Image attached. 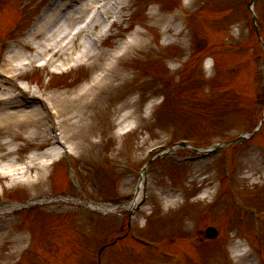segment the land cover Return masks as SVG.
Returning <instances> with one entry per match:
<instances>
[{"label": "rangeland", "instance_id": "374dc122", "mask_svg": "<svg viewBox=\"0 0 264 264\" xmlns=\"http://www.w3.org/2000/svg\"><path fill=\"white\" fill-rule=\"evenodd\" d=\"M47 1L15 0L13 8L11 0L2 3L0 27L4 26L7 14L12 20L8 27L4 26L6 31L17 26V21H22L21 27L19 25L12 31L9 49L27 38L28 27L34 16L43 12ZM198 1L201 0H124L128 7L121 24L113 30L114 37L106 40V48L116 50L137 31L143 37L137 38L138 49L133 48L119 73L114 74L109 90L99 93L95 99L96 92L92 93L89 96L92 103L86 107L78 106L75 101L61 103L58 95L67 92L74 97L97 76L99 66L75 67L61 76L52 74L55 68L32 71L25 76L23 81L32 91L47 90L49 95L55 96L54 105L65 120L63 132L70 143V154L42 182L26 183L28 177L34 181L37 179L38 169H34L14 185L8 181L0 183V204H20L10 215H0V221L5 222L4 228L9 227L23 238V245L20 244L22 247L17 251L13 239L2 243L0 264H95L98 248L118 237L124 239L103 254L104 264H162L168 262L163 258L166 253L181 255L182 264H250L244 233L250 230L248 224L252 223V218L248 211L242 210L241 204L231 201V195L234 193L237 202L240 199L248 206L255 205L259 190L264 191V128L257 139L243 148L247 150L244 156L232 160L233 151H230L228 163H239V168L234 169L233 183H227L221 175L223 185L217 182L215 176L219 172L214 169L217 159L182 165L153 162L148 172L147 205L134 214L130 233L126 229L127 218H124L128 209L108 215H104L107 213L103 210L104 206H125L132 202L135 183L151 159H146V151L167 146L171 137L168 130L175 129L179 138L204 144L201 147L204 148L222 138L251 130L250 127L256 126L262 116V113L251 116L250 108L258 107L257 94L261 96L264 91L262 87L260 89L264 84V52L257 38L249 41L246 24L239 13V3L246 5L250 0H214L201 14L198 12L197 17H192L194 41L196 35L201 47L205 39L211 48L218 43L230 48L221 51L219 59L223 67L240 68L239 74L225 85L241 90L240 104L234 98L228 102L225 98L226 101L218 107H198L196 111L195 100L203 98V90L196 87V91L190 93L181 87V83L190 79L198 82L207 77L206 60L214 54L198 52L194 62L186 61L189 58L186 50L193 41L185 21L188 13L203 8ZM261 14L264 19V0ZM26 49L27 53L31 51ZM59 59L56 65H61L62 59ZM101 63H105V55L101 57ZM242 75L245 84L240 83L238 87L237 79ZM173 93L180 96L179 100L174 103L166 100L163 109V96ZM215 109L224 113V119L231 123L220 128L222 124L215 117ZM237 113L247 117L233 122ZM82 114H86L89 120L80 134L69 124L73 122L70 119ZM18 127L21 137L16 146L20 151L16 154L8 155V146L4 145L8 139L0 135V167L8 163L23 166L31 159L44 158L50 151V147L40 148L38 140H30V135L27 137L37 129L43 139V128L35 125L31 129L26 123L13 128ZM126 127H131L132 132L121 137L118 131ZM251 146H256V152L248 150ZM71 150H74L73 154ZM172 152L185 157L192 153L191 150L178 149ZM260 198L263 203H260L259 210L262 211L264 196ZM88 204L98 205L100 214ZM209 226L219 231L215 241H207L203 235ZM34 231L37 235L33 234ZM240 232L241 237L237 239ZM260 232L262 242L254 245H258L264 254V224ZM32 234L37 237L33 238ZM138 240L151 244L152 248L140 245ZM34 242L39 246L37 258L28 254Z\"/></svg>", "mask_w": 264, "mask_h": 264}, {"label": "bare ground", "instance_id": "6f19581e", "mask_svg": "<svg viewBox=\"0 0 264 264\" xmlns=\"http://www.w3.org/2000/svg\"><path fill=\"white\" fill-rule=\"evenodd\" d=\"M104 0H85V3L82 4L80 7H77L73 10H71L70 12L67 13V15L63 16L64 14H62V12H58V10H54L52 11L49 15H47L45 17V19L43 20V22L39 25L37 32L32 34V37L29 39V41L25 42L24 45L25 46H19L12 54L11 57V61H14L15 63H20L22 62V59L25 57V52H26V48H30V53L34 54L37 57H45V56H49V54L51 52L55 53L56 50H58L57 52V56H59V58L62 59V63H66L69 61H73L74 59H76L77 62L81 63V62H86V63H91L92 67H96L99 66V68H102L103 65H105L104 63H101V57L105 55L109 56L110 54L114 55V58L111 59V63L107 64L105 66V69L108 71H113V74H118L119 71L121 70L120 67L123 64V62L125 60H127L130 57V54L125 57L123 60L120 61V65L118 66L117 69L114 68V65L112 63L113 59L114 61L117 59V56L119 57V54L117 55L116 52L117 51H121L122 50V46H118L116 50L108 52H102L100 50H97L95 48H93V46L91 44H85L84 45V49L79 50L78 48L80 47V44H82L81 42H83L82 40H78V42L76 43H71L72 45L68 47V44L65 45V41L68 40H72L70 39V35L72 34L73 31H75L78 27L79 24L82 23L83 19L86 18L89 15V12L91 10V8L95 9V4L97 2H102ZM57 19H60V23L57 27H53V23L56 22ZM64 20V21H63ZM80 29V28H79ZM48 30H50L51 33L47 34L46 32H48ZM80 31V30H79ZM139 37H143V35L141 34V32H137ZM43 35V36H41ZM114 36L111 34L109 36V38H113ZM138 40V39H136ZM134 40H132L133 42ZM139 42L135 41L134 43H132L135 49H138L139 47ZM122 44V42H121ZM129 47H132V45H130ZM127 50V49H126ZM126 50L123 53H126ZM132 51V49H131ZM121 53V54H123ZM76 55V58L74 57ZM43 59V58H42ZM21 65V64H20ZM113 65V66H112ZM66 67V66H64ZM8 69V68H7ZM6 69V73L8 74ZM21 69V68H20ZM11 74V76H14L16 74L14 73H9ZM111 74H107L106 76L103 77V79L99 80V79H94L92 82H90L88 85L83 86L80 90H78L77 93H75L74 97L72 95H69L67 92L58 95V98L60 99L61 103H72L73 101H75V103L78 106H82L84 105L86 107V105L88 104L87 102L89 101V96L96 92L98 89L102 88V87H106L107 89L105 91L109 90V87L112 85L110 84V81L113 77ZM35 93V92H34ZM83 98L85 99L84 102ZM55 99V96L53 97V100ZM19 104V103H18ZM16 107H22L20 104L19 105H15ZM26 106V104L24 105ZM93 106V105H92ZM61 113V123L62 126H64V122L65 120L63 119V114ZM32 115L30 112L28 111H24V110H20V111H14L12 112V110H10L9 108H6L5 110L0 111V134L5 130V126H7L6 130H8L9 125H23L24 123H28L30 125H28L31 129H32V125L31 123L34 122V120L31 118ZM88 117L86 116V114H82V116L78 115L76 117H74L73 119H70L69 127H71L74 132L76 133H82L85 128L87 127L85 122H88ZM14 127V126H13ZM16 129V128H15ZM14 130V129H13ZM17 136H19V131L20 128L18 127L17 129ZM19 130V131H18ZM29 131V128L27 129ZM15 131V130H14ZM11 133V132H9ZM16 135V134H15ZM31 138H39L40 136H38V133L35 132V130L29 134L27 137ZM72 136V135H71ZM65 139H67V137H64ZM44 141V140H43ZM5 145H7L9 147V142L5 143ZM47 146L46 142H43L41 144V146ZM12 153L9 151L8 155H12ZM35 163V160L32 161V164ZM14 166V163H8L5 165V167H2L0 169H4L7 168L11 165ZM36 165V164H35ZM36 167V166H35ZM7 170V169H6ZM45 171L42 170L40 173L37 172V179L34 181L32 179H30V177H28L26 183L31 184L34 182H38L42 179L43 177V173ZM29 174L28 172L23 173V176L19 177L20 179L23 177H26ZM41 174V175H40ZM4 176L3 172L0 171V177ZM19 178H15V180H18ZM142 188H143V184L141 182L139 188H138V194H137V198L135 199V202L130 204L129 207L133 208L135 207L140 198H141V194H142ZM13 208H15V206H0V211L2 212H8L11 210H13ZM110 211L116 210L114 207L109 208Z\"/></svg>", "mask_w": 264, "mask_h": 264}]
</instances>
